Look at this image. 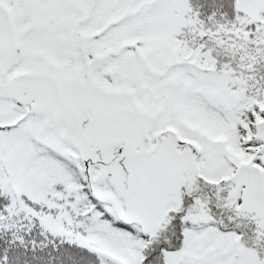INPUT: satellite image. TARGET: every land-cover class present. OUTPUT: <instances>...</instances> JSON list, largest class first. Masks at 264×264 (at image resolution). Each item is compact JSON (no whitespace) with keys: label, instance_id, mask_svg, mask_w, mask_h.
I'll use <instances>...</instances> for the list:
<instances>
[{"label":"snow or ice","instance_id":"1","mask_svg":"<svg viewBox=\"0 0 264 264\" xmlns=\"http://www.w3.org/2000/svg\"><path fill=\"white\" fill-rule=\"evenodd\" d=\"M0 264H264V0H0Z\"/></svg>","mask_w":264,"mask_h":264}]
</instances>
